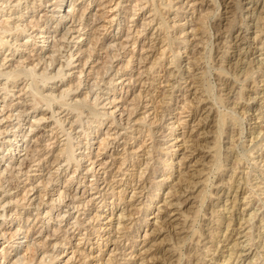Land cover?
Segmentation results:
<instances>
[{
    "label": "rangeland",
    "instance_id": "rangeland-1",
    "mask_svg": "<svg viewBox=\"0 0 264 264\" xmlns=\"http://www.w3.org/2000/svg\"><path fill=\"white\" fill-rule=\"evenodd\" d=\"M118 1L120 3L117 7H114L115 2ZM146 1L147 3H145ZM168 1L110 0L109 2V0H0V5H2L0 6V24L2 25H0V36L1 39L7 37L6 39L8 40L7 41L4 39V43L2 40L0 41V58L2 57L0 59V71L2 70V72L4 71V73L9 74L15 68L14 71L17 75L13 79L7 78V76H2L5 74L0 75V156H3V158L0 160V173L2 172L0 174V225L7 227L9 226L7 232L14 231L18 226L23 230L29 226V228H27L28 238L26 242H29V245L33 244L34 241V243L38 241H43L45 243L46 246L42 245L44 248L41 249L43 252H41V250V253L38 251L36 256L33 257V261L37 262L39 259H41L40 256L45 255L44 260L47 259L45 263L62 264L63 260L71 255V251L74 250L75 247H80V249H83L84 252H88L91 256L89 258L91 264H106L107 258L111 257L114 258V260L113 262L110 261L109 264H113L115 260H117L118 264H200V261L201 264H264V0ZM129 2L133 7H124L128 5ZM182 2L184 4L183 7L181 6L183 5ZM54 3H58V6ZM59 3L61 5L59 11L60 13L56 11V9L59 7ZM152 3H155L153 4V7L159 10V13L157 12L156 15L149 13L150 10V12L154 11L152 10ZM160 3L163 5L161 6ZM167 4H169L170 7ZM79 8L82 11H80ZM132 9L134 11H132ZM103 10L110 11L104 13L106 16L102 15L101 18L100 15ZM216 13L219 15H216ZM7 15L10 18H8ZM157 15L160 16L158 17ZM4 16L6 17L5 20ZM111 16L114 18H112V21H109ZM151 16H155L156 18L154 17V19H152ZM159 18L161 19L159 20ZM232 18L233 21L232 23L230 22L229 25V20ZM1 19H3L4 22H2ZM151 20L155 22H152ZM5 22L8 23V25ZM156 22L160 24L166 22L165 24H162L165 27L167 26L166 29H164L165 31L159 28L160 24L158 25V29ZM140 23L142 24L140 25ZM11 25H13V28ZM83 25L85 30H87V33L81 34L83 31L81 30L78 32L77 29ZM137 26H140V28ZM96 27L99 36V45L94 49L91 57L86 59V54L82 53V50L88 47L91 38L90 31ZM2 28L6 31L3 32ZM167 28L169 34L166 33ZM137 29L142 31L138 33L139 31ZM199 29H204L203 31L206 36L200 34ZM126 34H129L130 38L133 37V39H128V45L126 44L125 46L127 49L124 52V48L121 47V50L120 46L116 44L122 42V40L125 41L126 38L123 39V37H126ZM192 34L195 35L192 36ZM161 35H166V40L170 41L168 42V45H165L161 42L159 39L163 37ZM200 35L202 37V42L199 38ZM62 36L64 39H61L63 38ZM194 36H196V38ZM134 37H136L135 44H133L135 39ZM153 38L154 40H152ZM39 40L41 42H39ZM223 40H225L227 44L229 43V46L226 44V46L220 48L222 43L220 44L219 42H222ZM139 44L141 47L144 46V49L147 48L149 44H152V48L154 47L153 45H155V47L153 49L151 48V53H147L141 51L142 48L139 46ZM77 45L81 47V50H79V53L74 54L77 52L75 51ZM164 45L166 46V56L164 55L162 60H160L161 67L158 69V73H153L154 76H157L158 80L156 79L154 80L153 84L148 85L150 80L147 78V76L141 74V77H139L138 73H140V71L142 72L145 70V68H147V66L150 65L154 57L157 56L158 50L160 51V48L162 46L164 47ZM168 46L171 47L169 48ZM132 49H134L133 52H131ZM225 49H228V52ZM68 52L70 53L68 54ZM173 52L177 54L175 55ZM72 53L73 55H71ZM131 54H133L134 57H132L133 59H131L130 63L132 67L130 66L126 70L127 63L124 62H127L126 58L130 57ZM173 54L176 56V62L174 58L175 56ZM145 55L147 56L143 59L142 56L144 57ZM108 56H110L109 59ZM68 59L69 61H72L73 64L72 62L70 63ZM4 62L6 63L4 64ZM67 62L70 64L68 65ZM33 63L35 66H37L36 68ZM2 65L4 66L3 68ZM59 65L60 68L58 67ZM9 68L12 70L10 71ZM41 68H45L46 71L49 70V72L47 71L48 74ZM58 68L59 70H64V79L62 80H58L62 74H60L62 71L59 72ZM129 68H131L132 71H129ZM30 70H33V72L37 73L38 81L41 70V74H45L47 77H49L48 81L46 80V82H44V85H42L43 82L40 81L38 86L41 85L39 90L41 89L40 92L44 93L45 96L53 94L51 101L49 100L44 102L45 100H43L35 103L30 97V90H27L29 89V86L27 85L31 78L27 74L28 80H26V75H24L25 72ZM221 70L223 73L220 72ZM14 71L12 73H14ZM20 72H23L24 74H20ZM129 72H131V75L128 74ZM18 75H20V77ZM53 75H57L58 77ZM128 77L132 79L128 81ZM197 77L202 78L197 81ZM5 78H7V81ZM174 78L177 79L175 80ZM96 81H98V83ZM3 83L6 84V86L4 84L5 88L3 87ZM69 84L71 85V88L69 92L67 91L68 94L66 95L64 90ZM111 85L114 86L112 87ZM72 88H74V90ZM137 90H139V92H146L147 90H150L151 93H153L152 95L154 96V102H150L148 105V111L150 112L148 118L152 119L154 117L157 124L154 126V140L152 138L148 139L149 137H145V135L141 136V139H145L147 147L148 145H151L150 143L153 145L156 144L152 148L153 152L151 153V157H141L144 159L138 164V166H136L137 168L133 169L134 172L142 171L141 178H145L143 184L142 179H139L140 177L137 175V178L136 176L134 177L135 180L131 185L132 187H136L135 193L138 194H136V197L134 198L137 199L133 201L134 204L132 208L137 206L139 207L140 212L138 211L137 213H133L134 217L131 215L128 220H125L127 216L126 218L124 216L127 215L128 211L123 209L125 212L122 211L123 213H121V208L124 205L123 202L125 199H129V196L132 194L131 192L134 190H132V187H128L125 195L123 196V202L118 201V206L114 210L111 209L113 210V214L108 211V213L105 212V215H102L97 221L98 224H96L97 222L95 220L93 221V218H91V220L88 219L94 214L95 210L90 209V211L87 213V211H84L82 204H79L80 208H72V206L75 204H70L71 207L69 208L66 206L69 201L62 202L61 200H56L59 194L58 192L60 191L66 195V198L67 196L69 197V195L71 196L73 193L76 195L73 194L72 196L78 197L83 191H86L84 195L93 192L92 189L88 188L89 184L91 183L90 181L93 178V176L91 177V175H89L91 173H85L83 169L84 166L76 167L75 169L73 165L69 167L64 165L65 162L62 159L56 157V152L59 151L58 148L63 147V144H65L68 139L73 138L72 140L75 142H70L75 144L73 145L74 148H77V144L81 142V140L83 142L86 139L84 138V132L87 131L86 126L90 120L93 119V117L90 113L89 107L83 106L84 103L82 102H84V100L87 103L90 102V100L94 101L95 98L101 96L100 99H98V101L101 100V102H99L97 106L99 108L97 109L99 111L101 110L100 112H107L109 110L115 109L114 118L116 120L115 124L117 125H115L116 129L113 128V131L122 132V127L128 122V116H126L128 115L127 112L129 111L128 104L130 101L128 102V100L133 97L134 93H138ZM166 93L169 94L167 95ZM215 95L219 98V100ZM220 95L221 97H219ZM93 96L95 98H93ZM85 97L88 100L85 99ZM161 97L162 99H160ZM59 98H61V100ZM107 98L109 100L114 99V103L119 105L117 107L112 106L113 103H108L109 100ZM122 99L125 100L123 101ZM64 101H68L70 103H66ZM76 101H78V103ZM62 104H64V106H62ZM78 104L79 106H77ZM124 106L125 110L123 109ZM209 106L212 109L210 118L204 119ZM70 108H72L73 112ZM79 109L82 111H78ZM143 110L144 109L140 108L139 106L137 113H134L131 118H137ZM119 113L122 117H120ZM161 114L163 120L158 118L159 115L161 117ZM215 114L216 121H212L211 117H213ZM219 114L224 120L223 123L220 124L221 127L216 126V124L219 125V123H221L218 122L219 120H217V116H219ZM55 117L59 121L56 120ZM63 118L65 120H63ZM102 118L105 119H102V122L99 124L100 127L97 134V139H88L89 142H93L92 155H94V153L97 151L96 149H98L97 146L100 138L105 136L104 132H106L108 128L114 127V124L110 125L109 118L106 116H103ZM97 123V121H94L92 123V127H95ZM120 123L125 124L122 126ZM60 124H62V127H60ZM70 125L73 126V129L69 128ZM169 128H174V131L171 135L166 136L170 131ZM66 132L69 133V138L67 137ZM258 132L260 134H258ZM143 133L146 132L144 131ZM93 135L94 134H89L88 137H93ZM212 135H214V138L216 136L215 139L218 140L216 145L217 147L214 146L215 139L213 141ZM23 136H25V138H23ZM122 140L123 138L118 139L119 142ZM137 140H140V136ZM15 142L23 143L24 145L20 146L17 151H14L12 148L15 145ZM211 142H213V144ZM110 145H112V143H110ZM110 145H108V147ZM207 145H210L211 148ZM218 146L220 148H218ZM76 148L73 151L74 154H77L79 151ZM120 148L121 146L119 149ZM211 149H213V152ZM106 150L107 149L100 150L101 155L99 158L105 159L107 157V154L110 151L108 150L105 152ZM27 151L29 152L28 154L26 153ZM209 152L210 154L212 153L211 155L214 153V158H217L218 154H220V158L219 156L217 158L218 161L213 157L212 159L215 160V163L212 159H208L209 157L203 158V154ZM216 153L218 154L216 155ZM210 160H212L213 163ZM146 161H148L146 163L147 165L144 163ZM85 163L87 164L89 161L84 162L83 165H85ZM216 163L221 164L216 165ZM141 166H143V168ZM73 169H75V172ZM154 169L156 170L153 172ZM8 172L10 174H6ZM139 172H137V174ZM57 176L58 179L55 180ZM149 178L152 180L154 179L153 184H159L163 181L165 184L161 188L155 202H153L147 211L144 212L142 206H145V204L149 201L146 200L144 195L150 191L149 195L153 197V192H155V190H153L155 187L152 186L153 184L151 185L149 183ZM205 178H208V180ZM186 180H193V182L196 183L189 184V181ZM101 182L102 180L98 182L99 187L102 184ZM146 185H149L152 190L146 189V187L144 188ZM185 185L188 186L186 187ZM140 187L143 188L141 189ZM139 189L142 190V194L144 195H140L138 192ZM43 192L44 194H42ZM38 195L41 197H38ZM50 198L55 199V202L53 201L54 209L52 208L50 211L46 212L47 209H49L48 204L51 202ZM140 200L146 202H144L143 205H139ZM3 203H5V206ZM76 204L78 203L76 202ZM88 206V208H91L93 205ZM112 206L113 204L110 206L107 205L103 207V210ZM198 209L199 211H197ZM195 211H197V214ZM120 213L122 215L121 217H118ZM110 217H112L111 224L110 227H108L109 224L106 223L109 222L108 220ZM74 218L77 220L80 218L79 221H82V219L86 220L88 223L83 225L81 224L82 226L73 230V228L71 229V226L75 221ZM118 219L119 221L121 220L120 224H118ZM144 220H146L147 223H144ZM217 220L219 222H217ZM125 222L130 227L126 230H122L121 228L118 229L119 226ZM180 223H185V228H183V230L181 229L182 225ZM94 224L96 226L108 225L107 228L110 230L108 234H105L104 231L100 233L99 231L97 232L100 235H103L102 239L107 237L108 242L104 243V239L102 240L101 236L95 234V236H92L89 233L90 227ZM187 224L191 225L188 226ZM179 228L180 230H178ZM154 229L156 232H154ZM71 230L73 231L72 233ZM123 231L125 233H123ZM65 232L67 233L65 234ZM63 235L71 241L66 244L65 248L60 249L57 247V251H61L59 257H56V259L51 260L50 262L49 259L52 256L51 254L55 251L53 243L60 241ZM17 236L20 238L10 237V235L7 233L4 238L6 240L14 239V241H10L9 244H12V246H17V241H19L17 239H22V234ZM86 237L88 238L86 239ZM4 238L0 239V250H8V256L5 258L0 256V264H9L12 260L16 259V257L30 254L28 253V250H26V246L24 244H22L21 248L17 252H14L12 247L6 248L7 246L5 245L7 244V241H5ZM114 239L117 241V243L114 242ZM178 241L181 243L179 242V244H177ZM47 253L49 254L46 255ZM74 256L75 258L79 257L77 253H74ZM174 258H176L177 261Z\"/></svg>",
    "mask_w": 264,
    "mask_h": 264
},
{
    "label": "bare ground",
    "instance_id": "bare-ground-1",
    "mask_svg": "<svg viewBox=\"0 0 264 264\" xmlns=\"http://www.w3.org/2000/svg\"><path fill=\"white\" fill-rule=\"evenodd\" d=\"M17 1V0H16ZM19 1V0H18ZM21 1V0H20ZM30 1V0H29ZM143 1V0H142ZM150 1V0H149ZM159 1V0H158ZM168 1V0H167ZM170 1V0H169ZM168 1V2H169ZM172 1V0H171ZM214 1V0H213ZM55 2V1H54ZM109 2H110V0H109ZM136 2V1H135ZM139 2V1H138ZM154 2V1H153ZM161 2V1H160ZM163 2V1H162ZM165 2H166V0H165ZM188 2V1H187ZM186 2V3H187ZM195 2V1H194ZM216 2V1H215ZM239 2V1H238ZM48 3V2H47ZM50 3V2H49ZM53 3V2H52ZM120 2L118 1V2H115V4H114V7H117L118 6V4H119ZM145 3H147V1L145 2ZM150 3V2H149ZM164 3V2H163ZM184 3H185V1H184ZM217 3V2H216ZM237 3V2H236ZM1 4V3H0ZM3 4V3H2ZM6 4V3H5ZM19 4V3H18ZM44 4V3H43ZM55 4V3H54ZM53 4V5H54ZM58 4V3H57ZM57 4H55V5H57ZM107 4V3H106ZM122 4H123V2H122ZM126 4V3H125ZM131 3L129 2V4L128 5H126V6H124V7H129V6H132V5H130ZM136 4H137V2H136ZM153 4H155V3H152V7L154 6ZM158 4V3H157ZM161 4V3H160ZM166 4V3H165ZM164 4V5H165ZM174 4V3H173ZM181 4V3H180ZM182 4H183V2H182ZM219 4H221V3H219ZM14 5V4H13ZM30 5V4H29ZM121 5V4H120ZM163 4H161V6H162ZM168 6H169V4H167ZM236 5V4H235ZM0 6H2V5H0ZM15 6H16V2H15ZM58 6V5H57ZM136 6V5H135ZM139 6V5H138ZM141 6H142V4H141ZM160 6V7H161ZM175 6H177V5H175ZM182 7L184 6V4L183 5H181ZM13 7V6H12ZM56 7V6H55ZM60 7H61V5H60V3H59V7H58V9H56V11L57 12H59L60 11ZM133 7V6H132ZM137 7V6H136ZM170 7V6H169ZM240 7V6H239ZM34 8H35V6H34ZM84 8V7H83ZM120 8H121V6H120ZM139 8V7H138ZM157 8H159V7H157ZM163 8H164V6H163ZM166 8V7H165ZM174 8V7H173ZM175 8H177V7H175ZM193 8V7H192ZM262 8V7H261ZM13 9V8H12ZM32 9V8H31ZM82 9V8H81ZM112 9V8H111ZM124 9V8H123ZM162 9V8H161ZM167 9V8H166ZM178 9H179V7H178ZM182 9V8H181ZM185 9V8H184ZM194 9V8H193ZM238 9V8H237ZM15 10V9H14ZM25 10V9H24ZM42 10V9H41ZM79 10H80V8H79ZM125 10V9H124ZM130 10V9H129ZM152 10H154V11H152V12H150L149 11V13H153V15H156L157 14V12L159 13V10L158 9H156L155 7H153V9ZM158 10V11H157ZM254 10V9H253ZM22 11V10H21ZM54 11V10H53ZM80 11H82V10H80ZM108 11H110V10H108ZM108 11H106V10H103L102 11V13H101V18H102V15H104V13H107ZM132 11H134L133 9H132ZM163 11V10H162ZM161 11V12H162ZM177 11V10H176ZM176 11H175V13H176ZM179 11V10H178ZM3 12V11H2ZM56 12V13H57ZM180 12V11H179ZM179 12H177V13H179ZM218 12V11H217ZM54 13V12H53ZM60 13V12H59ZM130 13H131V11H130ZM13 14V13H12ZM51 14V13H50ZM64 14V13H63ZM63 14H62V16H63ZM75 14V13H74ZM90 14V13H89ZM96 14V13H95ZM111 14V13H110ZM109 14V15H110ZM114 14V13H113ZM162 14V13H161ZM160 14V15H161ZM241 14V13H240ZM259 14V13H258ZM56 15V14H55ZM57 15H59V14H57ZM85 15V14H84ZM91 15H93V14H91ZM159 15V16H160ZM216 15H219V14H217L216 13ZM215 15V16H216ZM68 16V15H67ZM80 16H81V14H80ZM83 16V15H82ZM94 16V15H93ZM98 16V15H97ZM104 16H106V15H104ZM158 16V15H157ZM158 16V17H159ZM166 16V15H165ZM263 16V15H262ZM7 17L8 18H10L8 15H7ZM64 17H65V15H64ZM84 17V16H83ZM87 17V16H86ZM99 17V16H98ZM130 17V16H129ZM131 17H133V16H131ZM152 17V16H151ZM155 17V16H154ZM154 17H152V19H154ZM200 17V16H199ZM232 17H233V15H232ZM5 16H4V20H5ZM7 18V19H8ZM14 18V17H13ZM34 18V17H33ZM32 18V19H33ZM61 18V17H60ZM66 18V17H65ZM71 18V17H70ZM82 18V17H81ZM112 18H114L113 16H111L110 18H109V21H112ZM128 18V17H127ZM156 18V17H155ZM168 18V17H167ZM166 18V19H167ZM84 19V18H83ZM96 19V18H95ZM105 19V18H104ZM122 19V18H121ZM144 19V18H143ZM151 19V18H150ZM161 18H159V20H160ZM257 19V18H256ZM261 19V18H260ZM2 20V22H4L3 21V19H1ZM36 20V19H35ZM76 20V19H75ZM78 20V19H77ZM87 20V19H86ZM129 20V19H128ZM158 20V21H159ZM165 20V19H164ZM168 20V19H167ZM9 21V20H8ZM34 21V20H33ZM96 21H97V19H96ZM143 21V20H142ZM148 21V20H147ZM152 21V20H151ZM163 21V20H162ZM202 21V20H201ZM232 21H233V18L231 19V20H229V25H230V22L232 23ZM260 21V20H259ZM6 22H7V20H6ZM5 22V23H6ZM30 22V21H29ZM32 22V21H31ZM35 22H37V21H35ZM145 22V21H144ZM152 22H155V21H152ZM151 22V23H152ZM200 22V21H199ZM198 22V23H199ZM228 22V21H227ZM22 23V22H21ZM111 23V22H110ZM157 23V22H156ZM162 23V22H161ZM166 23V22H165ZM164 22L162 23V24H165ZM176 23V22H175ZM244 23V22H243ZM7 25H8V23H6ZM71 24H73V23H71ZM120 24V23H119ZM142 23H140V25H141ZM160 23H157V28L159 27L158 25H159ZM162 24H160V29H163V31H165L164 29H166V27L164 26V25H162ZM180 24V23H179ZM183 24V23H182ZM201 24V23H200ZM203 24V23H202ZM228 24H227V26H228ZM1 25V24H0ZM27 25V24H26ZM31 25V24H30ZM44 25V24H43ZM46 25V24H45ZM110 25V24H109ZM169 25V24H168ZM174 25V24H173ZM185 25V24H184ZM183 25V26H184ZM220 25V24H219ZM2 26V25H1ZM0 26V27H1ZM10 26V25H9ZM12 26V28H13V25H11ZM121 26V25H120ZM170 26V25H169ZM168 26V27H169ZM17 27V26H16ZM15 27V28H16ZM25 27V26H24ZM31 27V26H30ZM44 27V26H43ZM101 27V26H100ZM125 27V26H124ZM127 27V26H126ZM137 27H139L140 28V26H137ZM171 27V26H170ZM170 27H169V29H170ZM195 27V26H194ZM7 28H8V26H7ZM6 28V29H7ZM14 28V29H15ZM48 28V27H47ZM104 28V27H103ZM158 28V29H159ZM202 28H204V27H202ZM219 28V27H218ZM19 29V28H18ZM29 29V28H28ZM70 29V28H69ZM144 29V28H143ZM1 30V29H0ZM2 30H3V28H2ZM8 30V29H7ZM11 30V29H10ZM78 30V32L79 31H83L81 34H84V33H87V30H85V27H84V25L82 26V27H80L79 29H77ZM135 30V29H134ZM138 31H139V29H137ZM204 29H199V31H200V34H202V35H205L204 34V31H203ZM207 30V29H206ZM244 30H246V29H244ZM4 31H6V30H3V32ZM15 31V30H14ZM38 31V30H37ZM76 31V30H75ZM128 31V30H127ZM136 31V30H135ZM142 31V30H141ZM141 31H139L138 33H140ZM2 32V33H3ZM12 32H13V30H12ZM16 32V31H15ZM20 32V31H19ZM23 32V31H22ZM27 32H29V31H27ZM34 32V31H33ZM40 32H42V31H40ZM158 32V31H157ZM198 32V31H197ZM10 33H11V31H10ZM21 33V32H20ZM152 33V32H151ZM167 34H169V31H168V28H167V32H166ZM16 34V33H15ZM34 34V33H33ZM42 34H44V33H42ZM41 34V35H42ZM90 34H91V38H90V42H89V45H88V47L86 48V49H84V50H82L83 52L82 53H85L86 55V59H88L89 57H91V55H92V52L94 51V49L99 45V36H98V32H97V27L96 28H94V29H92L91 31H90ZM134 34V33H133ZM183 34V33H182ZM1 35V34H0ZM9 35V34H8ZM17 35H19V34H17ZM30 35V34H29ZM40 35V36H41ZM125 35V34H124ZM136 35V34H135ZM137 35H139V34H137ZM193 35H195V34H192V36ZM228 35V34H227ZM4 36H6V35H4ZM26 36V35H25ZM31 36H33V35H31ZM36 36V35H35ZM83 36V35H82ZM152 36V35H151ZM161 36H163V35H161ZM166 36V35H165ZM165 36H163V37H161V38H159L160 40H161V42L162 43H164L165 45L167 44L168 45V42H170V41H168V40H166L167 38L165 37ZM168 36V35H167ZM177 36V35H176ZM182 36V35H181ZM206 36V35H205ZM230 36V35H229ZM43 37V36H42ZM63 37V36H62ZM115 37V36H114ZM139 37V36H138ZM147 37V36H146ZM173 37V36H172ZM179 37V36H178ZM195 38H196V36H194ZM7 38V37H6ZM6 38H3V39H1V36H0V41L2 40V42H3V40L5 39V40H7ZM35 38H37V37H35ZM71 38V37H70ZM124 38H126L125 39V41H123L122 40V42H119V43H117L116 45H119L120 46V48L122 47V48H124V52L126 51V44L128 43V39L130 38V36H129V34H126V37H123V39ZM135 39H134V41H133V44H135V42H136V37H134ZM171 38V37H170ZM169 38V39H170ZM200 41L202 40V37H201V35H200ZM205 38V37H204ZM225 38H227V37H225ZM9 39V38H8ZM33 39H34V37H33ZM61 39H64V37L63 38H61ZM68 39V38H67ZM130 39H133V37L132 38H130ZM172 39V38H171ZM184 39V38H183ZM182 39V40H183ZM223 39V38H222ZM221 39V40H222ZM12 40V39H11ZM28 40V39H27ZM41 40V39H40ZM39 40V42H41ZM57 40V39H56ZM68 40H70V39H68ZM152 40H154V38L152 39ZM179 40V39H178ZM239 40V39H238ZM8 41V40H7ZM43 41V40H42ZM58 41V40H57ZM67 41V40H66ZM113 41V40H112ZM118 41H120V40H118ZM145 41V40H144ZM149 41V40H148ZM185 41V40H184ZM242 41V40H241ZM5 42V41H4ZM3 42V43H4ZM25 42V41H24ZM186 42V41H185ZM184 42V43H185ZM202 42V41H201ZM208 42H210V41H208ZM8 43V42H7ZM10 43V42H9ZM54 43V42H53ZM148 43H150V42H148ZM152 43H154V42H152ZM217 43V42H216ZM220 44L222 43V46L220 47V48H222V47H224V46H226V42H225V40H223L222 42H219ZM19 44V43H18ZM41 44V43H40ZM229 44V43H228ZM227 44V45H228ZM3 45V44H2ZM12 45V44H11ZM110 45V44H109ZM122 45V46H121ZM128 45V44H127ZM164 45V47L162 46L161 48H160V51L158 50V53H157V56L156 57H154V59L151 61V63H150V65L149 66H147V68H145V70H143L142 72L140 71V73H138V76L139 77H141V74H144L145 76H147V78L150 80L149 82H148V85L150 84H153V82H154V80H156L157 79V76H154V72H156V73H158V69L161 67V62H160V60H162V57L166 54V46ZM170 45V44H169ZM197 45V44H196ZM219 45V44H218ZM19 46V45H18ZM40 46V45H39ZM38 46V47H39ZM106 46H108V45H106ZM139 46H140V44H139ZM154 47H155V45H153ZM173 46V45H172ZM194 46V45H193ZM229 46V45H228ZM7 47V46H6ZM13 47V46H12ZM15 47V46H14ZM36 47V46H35ZM54 47V46H53ZM52 47V48H53ZM66 47V46H65ZM99 47H101V46H99ZM141 47V46H140ZM139 47V48H140ZM153 47V48H154ZM169 47V46H168ZM171 47V46H170ZM169 47V48H170ZM209 47V46H208ZM219 47H218V49H219ZM239 47V46H238ZM2 48V47H1ZM122 48H121V50H122ZM131 48V47H130ZM129 48V49H130ZM142 49H141V51L142 52H147V53H151L152 52V50H151V48H152V44H149L148 45V47L147 48H145L144 49V46H142L141 47ZM152 48V49H153ZM226 48V47H225ZM16 49V48H15ZM62 49V48H61ZM77 49V50H76ZM76 49H75V51H77L76 53H74V54H77V53H79V50H81V47L80 46H76ZM110 49V48H109ZM128 49V50H129ZM159 49V48H158ZM195 49V48H194ZM208 49V48H207ZM229 49V48H228ZM227 49V50H228ZM53 50H54V48H53ZM52 50V51H53ZM111 50V49H110ZM139 50V49H138ZM155 50V49H154ZM226 50V49H225ZM226 50V51H227ZM13 51H15V50H13ZM18 51V50H17ZM134 51V49H132L131 50V52H133ZM156 51V50H155ZM168 51H169V49H168ZM224 51V50H223ZM222 51V52H223ZM54 52V51H53ZM112 52V51H111ZM116 52V51H115ZM118 52V51H117ZM177 52V51H176ZM211 52V51H210ZM225 52V51H224ZM224 52H223V54H224ZM228 52V51H227ZM37 53V52H36ZM70 52H68V54H69ZM73 53L71 54V55H73ZM98 53V52H97ZM113 53V52H112ZM174 53V52H173ZM11 54V53H10ZM30 54V53H29ZM52 54H54V53H52ZM51 54V55H52ZM56 54V53H55ZM94 54V53H93ZM175 55L177 54V53H174ZM173 54V55H174ZM15 55V54H14ZM51 55H50V57H51ZM60 55V54H59ZM62 55H63V53H62ZM149 55V54H148ZM171 55V54H170ZM174 55V56H175ZM201 55V54H200ZM12 56V55H11ZM35 56V55H34ZM37 56H39V55H37ZM49 56V55H48ZM103 56V55H102ZM146 56L147 55H145L144 57L142 56V58L144 59V58H146ZM166 56V55H165ZM178 56V55H177ZM30 57V56H29ZM40 57V56H39ZM58 57V56H57ZM66 57V56H65ZM105 57V56H104ZM109 57L110 56H108V59H109ZM133 57V54H131V56L130 57H128V58H126L127 60V62H124V63H127L126 64V70H127V68L128 67H130L131 65H130V63H131V59H133L132 58ZM141 57V56H140ZM224 57V56H223ZM2 58V57H1ZM0 58V59H1ZM7 58H8V56H7ZM49 58V57H48ZM64 58V57H63ZM77 58V57H76ZM113 58V57H112ZM121 58V57H120ZM166 58V57H165ZM172 58H173V56H172ZM175 58V62H176V56L174 57ZM173 58V59H174ZM199 58V57H198ZM41 59V58H40ZM60 59V58H59ZM107 59V58H106ZM106 59H104V60H106ZM5 60V59H4ZM77 60V59H76ZM83 60H85V59H83ZM98 60V59H97ZM96 60V61H97ZM125 60V59H124ZM170 60V59H169ZM53 61H54V59H53ZM56 61V60H55ZM67 61V60H66ZM68 61H69V59H68ZM79 61H80V59H79ZM141 61V60H140ZM147 61V60H146ZM40 62V61H39ZM70 63L72 62V61H69ZM69 62H67L68 63V65L70 64ZM83 62H86V61H83ZM102 62L104 63V61L102 60ZM101 62V63H102ZM170 62H172V61H170ZM197 62V61H196ZM219 62H221V61H219ZM262 62V61H261ZM3 63V62H2ZM6 62H4V64H5ZM34 63H35V61H34ZM33 63V64H34ZM52 63V62H51ZM63 63V62H62ZM112 63V62H111ZM168 63V62H167ZM19 64H21V63H19ZM44 64V63H43ZM72 64H73V62H72ZM110 64V63H109ZM121 64V63H120ZM258 64V63H257ZM261 64V63H260ZM0 65H1V62H0ZM9 65V64H8ZM24 65V64H23ZM23 65H22V67H23ZM62 65V64H61ZM66 65V64H65ZM105 65H106V63H105ZM119 65V64H118ZM125 65V64H124ZM138 65V64H137ZM177 65V64H176ZM193 65V64H192ZM221 65V64H220ZM18 66H21V65H18ZM18 66H17V68H18ZM34 66H35V64H34ZM110 66V65H109ZM146 66V65H145ZM178 66V65H177ZM181 66V65H180ZM190 66V65H189ZM4 66L2 65V68H3ZM37 66H35V68H36ZM43 67V66H42ZM47 67H49V66H47ZM59 68H60V65L58 66ZM62 67V66H61ZM83 67V66H82ZM102 67V66H101ZM108 67V66H107ZM111 67V66H110ZM116 67V66H115ZM119 67V66H118ZM122 67V66H121ZM132 67V66H131ZM1 68V67H0ZM11 68H12V66H11ZM31 68H33V67H31ZM46 68V67H45ZM43 69V68H41V69H43L44 70V72L46 71V69ZM59 68H58V70H59ZM64 68V67H63ZM100 68V67H99ZM120 68V67H119ZM191 68V67H190ZM252 68V67H251ZM5 69V68H4ZM70 69V68H69ZM72 69V68H71ZM107 69V68H106ZM117 69V68H116ZM178 69V68H177ZM9 70H10V68H9ZM8 70V71H9ZM12 70V69H11ZM10 70V71H11ZM14 70H15V68H14ZM13 70V71H14ZM19 70H20V67H19ZM36 70V69H35ZM99 70V69H98ZM121 70V69H120ZM137 70V69H136ZM217 70V69H216ZM7 71V70H6ZM9 71V72H10ZM12 71V72H13ZM17 71V70H16ZM39 71V70H38ZM37 71V72H38ZM48 72H49V70H47ZM47 71H46V73H47ZM60 71H62V69L61 70H59V72ZM64 71V70H63ZM63 71L62 72H60V78H58V80L59 79H64V73H63ZM95 71V70H94ZM122 71V70H121ZM129 71H132L131 70V68H129ZM176 71V70H175ZM178 71V70H177ZM208 71V70H207ZM249 71V70H248ZM9 73V74H7V73H4V71L2 72V70L0 71V75H2V74H5V75H2V76H7V78H11V79H13V78H15L17 75H16V73H15V71H14V73ZM41 72H42V70L40 71V75H39V81H38V78H37V73L36 72H33V70H30V71H28V72H25V74L23 73V72H20V74H24V75H26V78L28 77V76H30V78H31V80H30V82H28V85L27 86H29V89H27V90H30V97L34 100V102L35 103H38L39 101H43V100H45L44 102H46V101H51V98H53L52 96H53V94L52 95H46L45 96V94L44 93H42V92H40V90H39V87L41 86H38V83L40 82V81H42L43 82V84L42 85H44V82H46V80L48 81V78L49 77H47L45 74H41ZM68 72H71V71H68ZM67 72V73H68ZM96 72V71H95ZM107 72V71H106ZM105 72V73H106ZM114 72H115V70H114ZM138 72V71H137ZM221 73H223V71L221 70L220 71ZM225 72V71H224ZM35 73V74H34ZM57 73V72H56ZM179 73V72H178ZM190 73V72H189ZM242 73V72H241ZM19 74V73H18ZM27 74H28V76H27ZM48 74V73H47ZM49 74H51V73H49ZM76 74V73H75ZM79 74V73H78ZM87 74V73H86ZM98 74V73H97ZM100 74V73H99ZM129 75H131V72H129L128 73ZM24 75H23V78H24ZM69 75V74H68ZM77 75V74H76ZM102 75H103V73H102ZM101 75V76H102ZM115 75V74H114ZM201 75V74H200ZM235 75V74H234ZM19 77H20V75H18ZM50 76H52V75H50ZM53 76H56V77H58L57 75H53ZM66 76V75H65ZM73 76V75H72ZM168 76H170V75H168ZM174 76V75H173ZM182 76V75H181ZM18 77V78H19ZM131 77V76H130ZM130 77H128V81H130L131 79H130ZM135 77V76H134ZM243 77H245V76H243ZM7 78H5V80L7 79ZM25 78V79H26ZM29 78V79H30ZM55 78V77H54ZM53 78V79H54ZM144 78V77H143ZM179 78V77H178ZM183 78V77H182ZM181 78V79H182ZM193 78V77H192ZM202 78V77H201ZM200 77H197L196 79H197V81H199L200 79H201ZM232 78V77H231ZM24 79V80H25ZM68 79V78H67ZM108 79V78H107ZM117 79V78H116ZM119 79V78H118ZM126 79V78H125ZM139 79V78H138ZM167 79V78H166ZM175 79V78H174ZM177 79V78H176ZM175 79V80H176ZM222 79V78H221ZM245 79V78H244ZM26 80H28V78L26 79ZM25 80V81H26ZM69 80V79H68ZM98 80V79H97ZM101 80V79H100ZM103 80V79H102ZM158 80V79H157ZM165 80V79H164ZM185 80V79H184ZM225 80H227V79H225ZM7 81V80H6ZM5 81V82H6ZM53 81V80H52ZM114 81V80H113ZM137 81V80H136ZM145 81V80H144ZM192 81H193V79H192ZM196 81V80H195ZM203 81V80H202ZM209 81V80H208ZM239 81V80H238ZM4 82V81H3ZM24 82V81H23ZM97 83H98V81H96ZM95 82V83H96ZM134 82V81H133ZM138 82V81H137ZM158 82V81H157ZM167 82V81H166ZM48 83V82H47ZM78 83V82H77ZM100 83H101V81H100ZM108 83V82H107ZM124 83V82H123ZM135 83V82H134ZM142 83H143V81H142ZM145 83V82H144ZM256 83V82H255ZM4 84L5 83H3V87H4ZM8 84V83H7ZM110 84V83H109ZM132 84V83H131ZM199 84V83H198ZM197 84V85H198ZM213 84V83H212ZM74 85V84H73ZM93 85V84H92ZM97 85H99V84H97ZM103 85V84H102ZM140 85V84H139ZM209 85V84H208ZM211 85V84H210ZM2 86V85H1ZM5 86H6V84H5ZM8 86V85H7ZM26 86V87H27ZM71 85L69 84L68 85V87H66L65 88V90H64V92L66 93V95L68 94V92H69V90H70V87ZM106 86V85H105ZM112 87L114 86V85H111ZM45 87H47V86H45ZM56 87V86H55ZM76 87H78V86H76ZM89 87H91V86H89ZM95 87V86H94ZM100 87V86H99ZM102 87V86H101ZM209 87V86H208ZM213 87V86H212ZM217 87V86H216ZM5 88V87H4ZM3 88V89H4ZM51 88V87H50ZM75 88V87H74ZM74 88H72L73 90H74ZM92 88V87H91ZM91 88H89V89H91ZM121 88H122V86H121ZM146 88V87H145ZM206 88H207V86H206ZM148 89V88H147ZM204 89V88H203ZM209 89V88H208ZM63 90V89H62ZM76 90V89H75ZM92 90H94V89H92ZM207 90V89H206ZM205 90V91H206ZM54 91V90H53ZM68 91V92H67ZM138 91V93H132V91H131V93L133 94V97H131L129 100H128V102H129V104H128V112H127V114L128 115H126V116H128L127 118H128V122H127V124H121L123 127H122V132H118V131H113V128L114 129H116V126L115 125H117V124H115V109H112V110H109V111H107V112H100L97 108H99V107H97L98 106V104H99V102H101V100L100 101H98V99H100V97H97V98H95L94 96H93V98H95L94 99V101H91L90 100V102H85V100H84V102H82V103H84L83 104V106H88L89 107V109H90V113L92 114V117H93V119H91L90 120V122L87 124V126H86V132H84V134H85V137L84 138H86L83 142H82V140H81V142H79L78 144H77V148L76 149H78L79 151L77 152V154H74L73 153V151H74V147H73V145H75V144H72L70 141H74V140H72V139H68L67 140V142H65V144H63V147H60V148H58L59 149V151H57L56 152V154H57V158H59V159H62L65 163H64V165H66V166H74V168L76 169V167H80V166H84L83 167V169H84V171H85V173H91V174H89V175H91V177L93 176V178H92V180L90 181L91 183L89 184V187L88 188H90V189H92L93 190V192H91V193H89V194H87V195H84L85 193H86V191H83L82 192V194H80L78 197H76V196H72L73 194H75V193H71L72 195L70 196L69 195V197L67 196V198H66V195L65 194H63L61 191L60 192H58L57 194H58V196H57V198H56V200L57 201H65V202H67V201H69L68 203H67V207H71V205L70 204H75L74 206H72V208L73 207H76V208H80V206H79V204H82L83 206L82 207H84V211H87V213H88V211H90V209H93V210H95V212H94V214L91 216V217H89L88 219H90L91 220V218H93L92 220L94 221H98V219L102 216V215H105V212H111V214H113L112 213V211L118 206V201H122L123 200V196L125 195V193H126V190H127V188L128 187H132L131 185H132V182L135 180V176H136V178H137V175L140 177L139 179H142L141 177H142V171H137V172H139L138 174H137V172H134L133 171V169H135V168H137L136 166H138V164L144 159V158H141V157H147V156H149V157H151V153L153 152V150H152V148L154 147V145H156V144H152V143H150L151 145H148V147H147V144H146V141H145V139H141L142 137L141 136H144L145 135V137L146 136H148L149 138L148 139H150V138H152L153 139V137L155 136V127L154 126H156L157 124H156V120H155V118L153 117L152 119H149L148 117H149V111H148V105H149V103L150 102H154V96L152 95L153 93H151V91L150 90H145L146 92H139V90H137ZM142 91V90H141ZM214 91H215V89H214ZM27 92V91H26ZM49 92V91H48ZM90 92V91H89ZM128 92V91H127ZM166 92V91H165ZM207 92H208V90H207ZM9 93V92H8ZM53 93H55V92H53ZM62 93V92H61ZM97 93V92H96ZM204 93V92H203ZM213 93V92H212ZM216 93V92H215ZM26 94V93H25ZM27 94H28V92H27ZM44 94V95H43ZM48 94V93H47ZM56 94V93H55ZM63 94V93H62ZM86 94V93H85ZM90 94V93H89ZM95 94V93H94ZM167 94V93H166ZM169 94V93H168ZM167 94V95H168ZM226 94V93H225ZM59 95V94H58ZM65 95V94H64ZM65 95V96H66ZM97 95V94H96ZM101 95V94H100ZM103 95V94H102ZM217 95H219V94H217ZM57 96V95H56ZM98 96V95H97ZM216 96V95H215ZM21 97V96H20ZM29 97V98H30ZM69 97V96H68ZM84 97V96H83ZM87 97H88V95H87ZM126 97V96H125ZM169 97V96H168ZM219 97H221V95L219 96ZM1 98V97H0ZM65 98V97H64ZM82 98V97H81ZM92 98V97H91ZM93 98H92V100H93ZM109 98V97H108ZM107 98V99H108ZM111 98V97H110ZM216 98H218L217 96H216ZM60 100H61V98H59ZM67 99V98H66ZM65 99V100H66ZM84 99V98H83ZM85 99H87L86 97H85ZM160 99H162V97L160 98ZM221 99V98H220ZM58 100V99H57ZM64 100V99H63ZM82 100V99H81ZM88 100V99H87ZM105 100V99H104ZM109 100V99H108ZM107 100V101H108ZM123 100V99H122ZM125 100V99H124ZM123 100V101H124ZM218 100H219V98H218ZM71 101V100H70ZM83 101V100H82ZM127 101V100H126ZM162 101V100H161ZM164 101V100H163ZM201 101H202V99H201ZM33 102V101H32ZM31 102V103H32ZM55 102V101H54ZM61 102V101H60ZM64 102H66V101H64ZM77 103H78V101H76ZM81 102V101H80ZM79 102V103H80ZM106 102V101H105ZM115 102V100L114 99H110L109 101H108V103H113V105L112 106H118V105H116V103H114ZM156 102V101H155ZM166 102V101H165ZM20 103V102H19ZM34 103V104H35ZM56 103H57V101H56ZM66 103H70V102H66ZM104 103V102H103ZM125 103V102H124ZM157 103V102H156ZM159 103V102H158ZM161 103H163V102H161ZM222 103V102H221ZM9 104V103H8ZM33 104V105H34ZM48 104V103H47ZM58 104H60V103H58ZM65 104V103H64ZM64 104H62V106H64ZM155 104V103H154ZM153 104V105H154ZM71 105V104H70ZM70 105H68V106H70ZM74 105V104H73ZM80 105H81V103H80ZM101 105H103V104H101ZM105 105H107V104H105ZM5 106V105H4ZM49 106H51V105H49ZM76 106V105H75ZM75 106H74V108H75ZM77 106H79V104L77 105ZM83 106L81 105V107L83 108ZM100 106V105H99ZM140 106V108H143L144 110L139 114V116L137 117V118H135V119H132L131 118V116L134 114V113H137V111H138V107ZM213 106V105H212ZM6 107H7V104H6ZM31 107V106H30ZM34 107V106H33ZM37 107V106H36ZM66 107V106H65ZM72 107V106H71ZM122 108V107H121ZM167 108V107H166ZM165 108V109H166ZM169 108V107H168ZM232 108V107H231ZM230 108V109H231ZM2 109V108H1ZM63 109H65V108H63ZM68 109V108H67ZM71 110H72V108H70ZM77 109H78V107H77ZM87 109V108H86ZM118 109V108H117ZM124 110H125V106H124V108H123ZM154 109V108H153ZM85 110V109H84ZM104 110V109H103ZM122 110V109H121ZM123 110V111H124ZM156 110V109H155ZM211 107L209 106V108H208V111L206 112V115H205V117L203 116V114H202V116L204 117V119H209L210 118V115H211ZM227 110H229V109H227ZM19 111V110H18ZM50 111V110H49ZM60 111V110H59ZM78 111H80V109L78 110ZM82 111V110H81ZM80 111V112H81ZM231 111V110H230ZM50 112H52V111H50ZM72 112H73V110H72ZM227 112V111H226ZM78 113V112H77ZM89 113V112H88ZM155 113V112H154ZM153 113V114H154ZM157 113V112H156ZM159 113V112H158ZM79 114H82V113H79ZM78 114V115H79ZM90 114V115H91ZM123 114H124V112H123ZM227 114V113H226ZM262 114V113H261ZM8 115V114H7ZM75 115V114H74ZM83 115H84V113H83ZM119 115H120V113H119ZM157 115V114H156ZM228 115V114H227ZM8 116H10V115H8ZM58 116V115H57ZM80 116V115H79ZM87 116V115H86ZM103 116H106L107 118H109L110 119V125H112V124H114V127H111V128H108L107 129V131L106 132H104L105 133V136L104 137H102V138H100V141H98V149H96L97 151L94 153V155H92V143L93 142H89V138H92V139H94V138H96L97 139V134H98V132H99V124L102 122V119H105V118H102ZM224 116V115H223ZM260 116V115H259ZM59 117V116H58ZM66 117V116H65ZM78 117V116H77ZM81 117V116H80ZM120 117H122L121 115H120ZM119 117V118H120ZM202 117V118H203ZM218 118H217V120H219L218 122H221V123H219V125H217L216 124V126H219V127H221L220 126V124H222L223 123V119L220 117V114H219V116H217ZM56 118V117H55ZM158 118H161L162 119V114H161V117H160V115H159V117ZM157 118V119H158ZM220 118V119H219ZM9 119V118H8ZM54 119V118H53ZM160 119V120H161ZM211 119H212V121H216V114L215 115H213V117H211ZM56 120H58L57 118H56ZM61 120H62V118H61ZM63 120H65L64 118H63ZM79 120V119H78ZM77 120V121H78ZM127 120V119H126ZM159 120V119H158ZM157 120V121H158ZM163 120V119H162ZM182 120V119H181ZM222 120V121H221ZM39 121V120H38ZM59 121V120H58ZM57 121V122H58ZM75 121V120H74ZM89 121V120H88ZM94 121H97L98 123L95 125V127H92V123L94 122ZM34 122V121H33ZM73 122V121H72ZM72 122H70V123H72ZM80 122H82V121H80ZM126 122V121H125ZM32 123V122H31ZM60 123H62V122H60ZM186 123V122H185ZM215 123V122H214ZM36 124V123H35ZM58 124V123H57ZM63 124V123H62ZM62 124H60L61 126L60 127H62ZM74 124H76V123H74ZM84 124H86V123H84ZM119 124V123H118ZM31 125V124H30ZM65 125V124H64ZM63 125V126H64ZM82 125V124H81ZM165 125V124H164ZM203 125V124H202ZM67 126H68V124H67ZM66 126V127H67ZM77 126V125H76ZM120 126V125H119ZM261 126V125H260ZM171 127V126H170ZM69 128H72L73 129V126L72 125H70L69 126ZM211 128V127H210ZM31 129V128H30ZM61 129V128H60ZM78 129H80V128H78ZM111 129H112V131H111ZM219 129V128H218ZM221 129V128H220ZM259 129H260V127H259ZM15 130V129H14ZM29 130V129H28ZM28 130H27V132H28ZM77 130V129H76ZM84 130V129H83ZM121 130V129H120ZM169 133L166 135V136H168V135H171L172 134V132L174 131V128H169ZM261 130H262V128H261ZM264 130V129H263ZM55 131V130H54ZM62 131V130H61ZM64 131V130H63ZM69 131V130H68ZM146 132V133H143V132ZM206 131H208V130H206ZM210 131V130H209ZM212 131V130H211ZM215 131H216V129H215ZM219 131V130H218ZM217 131V132H218ZM4 132V131H3ZM2 132V133H3ZM19 132V131H18ZM70 132V131H69ZM82 132V131H81ZM111 132V133H110ZM217 132H215V133H217ZM261 132V131H260ZM49 133V132H48ZM54 133V132H53ZM61 133V132H60ZM65 133V132H64ZM162 133V132H161ZM214 133V132H213ZM7 134V133H6ZM14 134V133H13ZM66 134H67V137L69 138V133L68 132H66ZM66 134H65V136H66ZM89 134H94L93 135V137H88L89 136ZM219 134V133H218ZM232 134V133H231ZM258 134H260L259 132H258ZM25 135V134H24ZM73 135V134H72ZM165 135V134H164ZM226 135V134H225ZM18 136V135H17ZM54 136V135H53ZM71 136V135H70ZM84 136V135H83ZM92 136V135H91ZM140 136V140H137L138 139V137ZM205 136V135H204ZM213 137V141H214V139L216 138V136H215V138H214V135H212ZM258 136V135H257ZM262 136V135H261ZM16 137V136H15ZM220 137V136H219ZM230 137V136H229ZM19 138V137H18ZM23 138H25V136H23ZM66 138V137H65ZM71 138V137H70ZM78 138V137H77ZM119 138H123V140L121 141V142H119L118 141V139ZM231 139V138H230ZM25 140V139H24ZM49 140V139H48ZM64 140H66V139H64ZM80 140V139H79ZM95 140V139H94ZM121 140V139H120ZM154 140V139H153ZM209 140V139H208ZM220 140V139H219ZM3 141H5V140H3ZM18 141H20V140H18ZM22 141V140H21ZM78 141V140H77ZM211 141V140H210ZM217 141L218 140H216L215 139V142H214V146L215 147H217L216 145H217ZM7 142V141H6ZM11 142V141H10ZM75 142V141H74ZM152 142V141H151ZM164 142V141H163ZM167 142V141H166ZM230 142V141H229ZM34 143V142H33ZM50 143V142H49ZM62 143V142H61ZM110 143H112V145H110ZM114 143V144H113ZM212 144H213V142H211ZM8 144V143H7ZM15 145L13 146V148L12 149H14V151H17L18 150V148L20 147V146H22V145H24L23 143H18V142H15L14 143ZM51 144V143H50ZM221 144V143H220ZM220 144H219V146H220ZM232 144V143H231ZM29 145V144H28ZM108 145H110L109 147H108ZM7 146V145H6ZM121 146V148L119 149V147ZM207 146H209L210 147V145H207ZM213 146V145H212ZM218 146V148H220ZM45 147V146H44ZM203 147V146H202ZM206 147V146H205ZM222 147V146H221ZM37 148V147H36ZM158 148V147H157ZM169 148V147H168ZM211 148V147H210ZM209 148V149H210ZM218 148H216V149H218ZM22 149V148H21ZM101 149H107L105 152H107L108 150L110 151L108 154H107V157L105 158V159H103V158H99V156L101 155L100 154V150ZM163 149V148H162ZM161 149V150H162ZM166 149V148H165ZM214 149V148H213ZM213 149H211V151L213 152ZM20 150V149H19ZM52 150V149H51ZM157 150V149H156ZM168 150V149H167ZM220 150V149H219ZM12 151V150H11ZM36 151V150H35ZM34 151V152H35ZM39 151V150H38ZM76 151V150H75ZM104 151V150H103ZM159 151H160V148H159ZM214 151H215V149H214ZM235 151V150H234ZM157 152V151H156ZM162 152V151H161ZM207 152H208V150H207ZM217 152V151H216ZM27 154L29 153L28 151L26 152ZM76 153V152H75ZM166 153V152H165ZM2 154H4V153H2ZM168 154V153H167ZM212 154V153H211ZM210 154V152L209 153H204L203 154V158H206V157H209L208 159H212V157L214 158V153H213V155H211ZM218 153H216V155H217ZM227 154H228V152H227ZM26 155V154H25ZM146 155V156H145ZM157 155V154H156ZM215 155V156H216ZM220 154H218V156H219ZM223 155V154H222ZM200 156V155H199ZM218 156H217V158H218ZM26 157V156H25ZM31 157V156H30ZM153 157V156H152ZM158 157V156H157ZM165 157V156H164ZM163 157V158H164ZM228 157V156H227ZM3 158V156L1 155L0 156V160ZM27 158V157H26ZM216 157L214 158V159H217ZM219 158H220V156H219ZM20 159V158H19ZM28 159H30V158H28ZM40 159V158H39ZM222 159V158H221ZM226 159V158H225ZM235 159V158H234ZM160 160V159H159ZM213 160V159H212ZM212 160H210L211 162H212ZM54 161V160H53ZM87 161H89V163H85V165H83V163L84 162H87ZM154 161V160H153ZM207 161V160H206ZM215 160H213V162H214ZM217 161H218V159H217ZM37 162H39V161H37ZM148 161H146V162H144L145 164L147 163ZM212 162V163H213ZM23 163V162H22ZM165 163V162H164ZM211 163V164H212ZM215 163V162H214ZM9 164V163H8ZM144 164V165H145ZM217 164H221V163H216V165ZM242 164V163H241ZM256 164V163H255ZM7 165V164H6ZM10 165V164H9ZM147 165V164H146ZM167 165V164H166ZM171 165V164H170ZM213 165V164H212ZM211 165V166H212ZM224 165V164H223ZM17 166H19V165H17ZM39 166H41V165H39ZM168 166V165H167ZM210 166V165H209ZM218 166H220V165H218ZM217 166V167H218ZM233 166V165H232ZM6 167V166H5ZM64 167V166H63ZM98 167V168H97ZM142 168H143V166H141ZM170 167V166H169ZM231 167V166H230ZM11 168V167H10ZM27 168V167H26ZM139 168V167H138ZM145 168V167H144ZM152 168V167H151ZM155 168H156V166H155ZM162 168V167H161ZM6 169V168H5ZM59 169V168H58ZM75 169H73L74 170V172H75ZM146 169V168H145ZM206 169V168H205ZM217 169H219V168H217ZM239 169V168H238ZM20 170V169H19ZM142 170V169H141ZM156 169H154L153 170V172L155 171ZM202 170V169H201ZM201 170H199L200 172H202ZM222 170V169H221ZM253 170V169H252ZM3 171V170H2ZM205 171V170H204ZM14 172V171H13ZM19 172V171H18ZM27 172V171H26ZM145 172V171H144ZM199 172V173H200ZM220 172V171H219ZM246 172V171H245ZM2 173V172H1ZM0 173V174H1ZM15 173V172H14ZM61 173V172H60ZM100 173V174H99ZM251 173V172H250ZM6 174H10L9 172L8 173H6ZM140 174V175H139ZM152 174V173H151ZM169 174V173H168ZM181 174V173H180ZM193 174V173H192ZM203 174H205V173H203ZM4 175V174H3ZM14 175V174H13ZM12 175V176H13ZM49 175V174H48ZM70 175V174H69ZM209 175V174H208ZM234 175V174H233ZM246 175V174H245ZM5 176V175H4ZM58 176H59V174H58ZM58 176L56 177V179L55 180H57L58 179ZM117 176H120V177H117ZM150 176V175H149ZM163 176V175H162ZM203 176H205V175H203ZM28 177V176H27ZM50 177V176H49ZM85 177V176H84ZM197 177V176H196ZM233 177V176H232ZM248 177V176H247ZM7 178V177H6ZM11 178V177H10ZM48 178V177H47ZM231 178V177H230ZM256 178V177H255ZM25 179V178H24ZM70 179V178H69ZM144 177H143V179H142V181H143V184H144ZM150 179V180H149ZM148 180H149V183L152 185L153 184V180L151 179V178H149ZM205 179H207L208 180V178H205ZM211 179V178H210ZM2 180H3V178H2ZM48 180V179H47ZM63 180V179H62ZM71 180V179H70ZM76 180V179H75ZM100 180H102V184H101V186L99 187V181ZM147 180V181H148ZM228 180V179H227ZM8 181H9V179H8ZM46 181V180H45ZM68 181V180H67ZM186 181H189V180H186ZM196 181V180H195ZM200 181V180H199ZM203 181V180H202ZM260 181H261V179H260ZM263 181V180H262ZM1 182V181H0ZM7 182V181H6ZM48 182V181H47ZM46 182V183H47ZM55 182V181H54ZM69 182V181H68ZM71 182V181H70ZM205 182H206V180H205ZM227 182V181H226ZM229 182V181H228ZM239 182V181H238ZM247 182V181H246ZM39 183V182H38ZM52 183V182H51ZM56 183V182H55ZM77 183V182H76ZM103 183H104V185H103ZM189 184L191 183V184H193V183H196V182H193V180H191V181H189L188 182ZM3 184V183H2ZM32 184V183H31ZM41 184H42V182H41ZM69 184V183H68ZM149 184V185H150ZM165 184V182L163 181V182H161V183H159V184H153L152 186H154L155 188L153 189V190H155V192H153L154 194H153V197H151L149 194H150V191H149V193L147 192V194H142V190H140L139 189V193H140V195H144V197L146 198V200H149L146 204H145V206H142L143 207V210H144V212H146L147 211V209L151 206V204L153 203V202H155V200H156V198H157V196H158V194L160 193V190H161V188L163 187V185ZM1 185V184H0ZM33 185V184H32ZM136 185V184H135ZM149 185L147 186H144V188L146 187V189H151L150 187H149ZM150 185V186H151ZM206 185V184H205ZM229 185V184H228ZM245 185V184H244ZM15 186V185H14ZM85 186V185H84ZM186 186V185H185ZM188 186V185H187ZM186 186V187H187ZM194 186V185H193ZM192 186V187H193ZM243 186V185H242ZM250 186V185H249ZM29 187V186H28ZM44 187H45V185H44ZM67 187V186H66ZM203 187H204V185H203ZM237 187V186H236ZM5 188H6V186H5ZM43 188V187H42ZM117 188H119V189H117ZM135 188L136 187H132V190H133V192H131L132 194L129 196V199L127 200V199H125V201L123 202L124 203V205H123V207L121 208V213H123L122 211H124L123 209H125V210H127L128 211V213H127V215H124L125 216V218H126V216H127V218L125 219V220H128L129 218H130V216L132 215L133 216V213H137L138 211L140 212V209H139V207H135V208H132V206H133V204H134V200H136V199H134L135 197H136V194L137 193H135ZM141 188V187H140ZM143 188V187H142ZM141 188V189H142ZM255 188V187H254ZM8 189V188H7ZM24 189V188H23ZM229 189V188H228ZM152 190V189H151ZM230 190V189H229ZM7 191V190H6ZM29 191H31V190H29ZM44 191V190H43ZM255 191V190H254ZM74 192V191H73ZM181 192V191H180ZM206 192V191H205ZM25 193V192H24ZM81 193V192H80ZM143 193H145V192H143ZM152 193V192H151ZM178 193V192H177ZM207 193V192H206ZM15 194V193H14ZM40 194V193H39ZM42 194H44V192L42 193ZM45 194H47V193H45ZM67 194V193H66ZM26 195V194H25ZM52 195V194H51ZM76 195V194H75ZM138 195V194H137ZM245 195V194H244ZM243 195V196H244ZM255 195V194H254ZM40 195H38V197H39ZM36 197V196H35ZM41 197V196H40ZM44 197V196H43ZM42 197V198H43ZM255 197V196H254ZM65 198H66V200H65ZM197 198V197H196ZM200 198V197H199ZM202 198V197H201ZM205 198V197H204ZM234 198V197H233ZM33 199V198H32ZM51 199V202H50V204H48V207H49V209H47V211L46 212H48V211H50V209H54V203H53V201L55 200L54 198H50ZM28 200V199H27ZM38 200V199H37ZM139 200V199H138ZM180 200V199H179ZM200 200V199H199ZM14 201H15V198H14ZM42 201V200H41ZM49 201V200H48ZM237 201V200H236ZM4 202H6V201H4ZM28 202V201H27ZM37 202V201H36ZM36 202H34V203H36ZM55 202V201H54ZM76 202L78 203V204H76ZM144 202H146V201H139V205L140 204H144ZM179 202H181V201H179ZM226 202V201H225ZM258 202V201H257ZM19 203V202H18ZM38 203V202H37ZM182 203V202H181ZM111 204H113V206L112 207H110V208H107V209H105V210H103V207H105V206H107V205H111ZM0 205H1V203H0ZM3 205L5 206V203H3ZM15 205H16V203H15ZM88 205H93V206H91V208H88L89 206ZM179 205H180V203H179ZM263 205H264V203H263ZM27 206V205H26ZM32 206V205H31ZM234 206V205H233ZM35 207H37V206H35ZM141 207V208H142ZM204 207V206H203ZM231 208V207H230ZM3 209V208H2ZM56 209V208H55ZM111 209H113V210H111ZM18 210V209H17ZM67 210V209H66ZM76 210V209H75ZM220 210V209H219ZM77 211H79V210H77ZM197 211H199V209L197 210ZM197 211H195V213L197 212ZM4 212V211H3ZM107 212V213H108ZM125 212V211H124ZM143 212V211H142ZM210 212H211V210H210ZM228 212V211H227ZM120 213V215H118V217H121V214ZM158 213V212H157ZM212 213V212H211ZM261 213V212H260ZM263 213V212H262ZM10 214V213H9ZM21 214V213H20ZM64 214V213H63ZM147 214V213H146ZM197 214V213H196ZM214 214V213H213ZM212 214V215H213ZM89 215V214H88ZM186 215V214H185ZM1 216V215H0ZM47 216V215H46ZM137 216V215H136ZM147 216V215H146ZM222 216V215H221ZM134 217V216H133ZM251 217H252V215H251ZM255 217V216H254ZM56 218V217H55ZM111 218L112 217H110L109 218V222H107L106 224H109V226L108 225H98V226H96L95 224L94 225H92L91 227H90V229H89V233L93 236L94 234L95 235H98V236H101V239H102V236L103 235H100L99 233L100 232H102V231H104V233L105 234H108L109 233V228H107V226L108 227H110V224H111ZM21 219V218H20ZM42 219V218H41ZM61 219V218H60ZM75 219V218H74ZM80 219V218H79ZM79 219L77 220V219H75V221L72 223V226H71V229L73 228V230H75V229H77V228H79L80 226H82L83 224H87L88 223V221L86 222V220H83L82 219V221H79ZM120 219V218H119ZM119 219H118V224H120V221H119ZM122 219V218H121ZM124 219V218H123ZM157 219V218H156ZM194 219V218H193ZM218 219V218H217ZM242 219V218H241ZM251 219V218H250ZM253 219V218H252ZM137 220V219H136ZM184 220V219H183ZM24 221V220H23ZM72 221V220H71ZM185 221V220H184ZM183 221V222H184ZM194 221H195V219H194ZM194 221H193V223H194ZM20 222V221H19ZM135 222V221H134ZM181 222V221H180ZM188 222V221H187ZM186 222V223H187ZM217 222H219L218 220H217ZM58 223V222H57ZM136 223V222H135ZM144 223H147V221L146 220H144ZM82 224V225H81ZM96 224H98V222L96 223ZM122 224V223H121ZM181 224V223H180ZM233 224V223H232ZM8 225V224H7ZM90 225V224H89ZM182 225V227H181V229L183 230V228H185L184 226H185V223H182L181 224ZM188 225V224H187ZM189 225H191V224H189ZM188 225V226H189ZM227 225V224H226ZM26 226V225H25ZM49 226V225H48ZM119 226V225H118ZM180 226V225H179ZM228 226V225H227ZM19 227V226H18ZM16 228L14 231H12V232H7V230L9 229V226L7 227V226H1L0 225V239H3L5 236H6V234L8 233V235H10V237H14V238H20L19 236H17V235H21L22 234V236H21V238L22 239H17V240H19V241H17L18 243H17V246H12V244H9L10 243V241H14V239H12V240H6L5 238V241H7V244L5 245V246H7L6 248H9V247H12V250H14V252H17L20 248H21V246H22V244H24L26 247V250H28V253H30L29 255H21V256H19V257H16V259H14V260H12L9 264H47V262L45 263V261L47 260H44V256L45 255H43V256H40L41 257V259H39L37 262L36 261H33V257L34 256H36V254L38 253V251L40 252V250L42 249V248H44L42 245H45V243L43 242V241H38V242H36V243H34L33 242V244H31V245H29V242L27 243L26 241H27V238H28V229L27 228H29V226L26 228V229H21V227H19V228ZM69 227V226H68ZM84 227V226H83ZM130 226H128L127 225V223L125 222L124 224H122L121 226H119V228L118 229H122V230H126V229H128ZM197 227V226H196ZM210 227V226H209ZM217 227V226H216ZM57 228V227H56ZM67 228V227H66ZM155 228V227H154ZM190 228V227H189ZM188 228V229H189ZM215 228V227H214ZM242 228V227H241ZM68 229H70V228H68ZM156 229V228H155ZM154 229V230H155ZM202 229V228H201ZM218 229V228H217ZM88 230V229H87ZM136 230V229H135ZM178 230H180V228L178 229ZM193 230V229H192ZM196 230V229H195ZM64 231V230H63ZM99 231V233H97ZM194 231V230H193ZM73 231L71 230V233H72ZM88 232V231H87ZM120 232V231H119ZM152 232V231H151ZM154 232H156V230L154 231ZM178 232V231H177ZM183 232V231H182ZM210 232V231H209ZM215 232V231H214ZM67 232H65V234H66ZM123 233H125L124 231H123ZM122 233V234H123ZM237 233V232H236ZM84 234V233H83ZM82 234V235H83ZM184 234V233H183ZM194 234V233H193ZM193 234H191V235H193ZM246 234V233H245ZM94 235V236H95ZM68 236V235H67ZM105 236V235H104ZM204 236V235H203ZM207 236H209V235H207ZM222 236H223V234H222ZM51 237V236H50ZM56 237V236H55ZM57 237L59 238V236L57 235ZM85 237V236H84ZM146 237V236H145ZM186 237V236H185ZM88 237H86V239H87ZM100 238V237H99ZM177 238V237H176ZM180 238V237H179ZM182 238V237H181ZM253 238V237H252ZM61 239V238H60ZM60 239H58V240H60ZM96 239V238H95ZM104 239V240H103ZM102 240H103V242L104 243H106V242H108L107 241V237H105V238H103ZM116 239V238H115ZM114 239V242L115 243H117V241ZM119 239V238H118ZM254 239V238H253ZM120 240V239H119ZM177 240V239H176ZM179 240V239H178ZM209 240V239H208ZM71 240H68L66 237H64V235H63V237H62V239L60 240V241H57V242H55V243H53L54 244V248H55V253L53 252L51 255V258L49 259L50 260V262H51V260H54V259H56V257H59V254H60V252L61 251H57V247H59L60 249L61 248H65L66 247V244L67 243H69ZM112 241V240H111ZM190 241V240H189ZM247 241V240H246ZM42 242H43V244H42ZM84 242H86V241H84ZM92 242V241H91ZM179 242L180 241H178V243L177 244H179ZM237 242V241H236ZM27 243V244H26ZM113 243V242H112ZM121 243V242H120ZM181 243V242H180ZM183 243V242H182ZM188 243H190V242H188ZM196 243V242H195ZM194 243V244H195ZM73 244V243H72ZM98 244V243H97ZM103 244V243H102ZM210 244V243H209ZM233 244V243H232ZM236 244V243H235ZM76 245H78V244H76ZM183 245V244H182ZM190 245V244H189ZM46 246V245H45ZM50 246V245H49ZM207 246V245H206ZM211 246V245H210ZM252 246V245H251ZM4 247V246H3ZM195 247V246H194ZM241 247V246H240ZM53 248V247H52ZM58 248V249H59ZM188 248V247H187ZM203 248V247H202ZM48 249V248H47ZM97 249H100V248H97ZM172 249H174V248H172ZM206 249H207V247H206ZM211 249V248H210ZM71 250V249H70ZM7 251L8 250H5V249H1L0 250V256L1 257H3V258H5V257H7L8 256V254H7ZM57 251V252H56ZM121 251V250H120ZM168 251V250H167ZM175 251V250H174ZM25 252V251H24ZM41 252H43V250H41ZM40 252V253H41ZM101 252V251H100ZM205 252V251H204ZM257 252V251H256ZM27 253V254H28ZM74 253H77V255L79 256L78 258H75V256H74ZM114 253V252H113ZM113 253H111V254H113ZM23 254V253H22ZM45 254V253H44ZM49 253H47L46 255H48ZM101 254V253H100ZM127 254V253H126ZM205 254V253H204ZM96 255V254H95ZM187 255V254H186ZM196 255V254H195ZM198 255V254H197ZM229 255V254H228ZM94 256V255H93ZM92 256V257H93ZM185 256V255H184ZM189 256V255H188ZM91 256L89 255V253L88 252H84L83 251V249H80V247H75V249L74 250H72L71 251V255L69 256V257H67L66 259H64L63 260V262H62V264H91L90 263V260H89V258H90ZM114 257V256H113ZM176 257V256H175ZM179 257H180V255H179ZM194 257V256H193ZM257 257V256H256ZM260 257V256H259ZM119 258H121V257H119ZM177 258V257H176ZM176 258H174L175 260H176ZM184 258V257H183ZM188 258V257H187ZM202 258V257H201ZM231 258V257H230ZM229 258V259H230ZM178 259V258H177ZM192 259V258H191ZM256 259V258H255ZM34 260H36V259H34ZM113 260H114V258H107V263L106 264H109L110 263V261L111 262H113ZM172 260V259H171ZM179 260V259H178ZM257 260V259H256ZM1 261V260H0ZM177 261V260H176ZM199 261V260H198ZM197 261V262H198ZM105 262V261H104ZM190 262V261H189ZM251 262V261H250ZM4 263V262H3ZM114 263H116V264H118V262H117V260H115L114 261ZM113 263V264H114ZM249 263V262H248ZM51 264V263H50ZM98 264H100V263H98ZM125 264V263H124ZM169 264V263H168ZM171 264V263H170ZM200 264H201V261H200Z\"/></svg>",
    "mask_w": 264,
    "mask_h": 264
}]
</instances>
